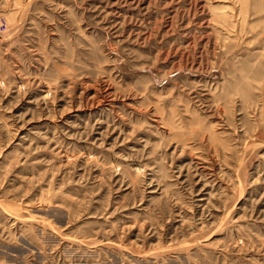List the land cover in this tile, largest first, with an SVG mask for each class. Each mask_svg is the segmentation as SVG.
<instances>
[{
	"label": "rangeland",
	"instance_id": "374dc122",
	"mask_svg": "<svg viewBox=\"0 0 264 264\" xmlns=\"http://www.w3.org/2000/svg\"><path fill=\"white\" fill-rule=\"evenodd\" d=\"M0 264H264V0H0Z\"/></svg>",
	"mask_w": 264,
	"mask_h": 264
}]
</instances>
